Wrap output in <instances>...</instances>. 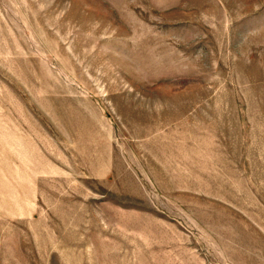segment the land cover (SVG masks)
I'll list each match as a JSON object with an SVG mask.
<instances>
[{"label":"rangeland","instance_id":"obj_1","mask_svg":"<svg viewBox=\"0 0 264 264\" xmlns=\"http://www.w3.org/2000/svg\"><path fill=\"white\" fill-rule=\"evenodd\" d=\"M0 264H264V0H0Z\"/></svg>","mask_w":264,"mask_h":264}]
</instances>
